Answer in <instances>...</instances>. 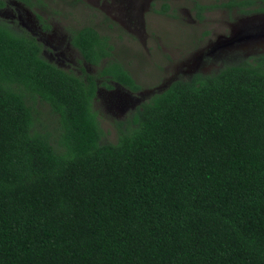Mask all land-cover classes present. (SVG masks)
<instances>
[{
	"label": "trees",
	"instance_id": "obj_1",
	"mask_svg": "<svg viewBox=\"0 0 264 264\" xmlns=\"http://www.w3.org/2000/svg\"><path fill=\"white\" fill-rule=\"evenodd\" d=\"M226 6L264 14V0ZM11 28L0 23V264H264V54L152 92L113 142L98 78L140 87L108 38L71 33L99 68L75 76Z\"/></svg>",
	"mask_w": 264,
	"mask_h": 264
},
{
	"label": "rangeland",
	"instance_id": "obj_2",
	"mask_svg": "<svg viewBox=\"0 0 264 264\" xmlns=\"http://www.w3.org/2000/svg\"><path fill=\"white\" fill-rule=\"evenodd\" d=\"M232 1L241 0H32L30 8L5 0L0 23L36 38L43 59L75 76L82 68L96 75L99 68L84 63L71 33L91 27L108 38L112 58L140 87L130 93L109 83L113 88L107 89L101 85L106 78H98L93 108L114 142L116 123L127 120L152 92L264 54V14L226 6ZM37 108L45 122L54 123L46 106Z\"/></svg>",
	"mask_w": 264,
	"mask_h": 264
},
{
	"label": "flooded vegetation",
	"instance_id": "obj_3",
	"mask_svg": "<svg viewBox=\"0 0 264 264\" xmlns=\"http://www.w3.org/2000/svg\"><path fill=\"white\" fill-rule=\"evenodd\" d=\"M89 67H92V66H89ZM85 69H86V68H85ZM86 71H87V69H86ZM140 100H141V99H140ZM140 100H137V102H136V103H139V101H140Z\"/></svg>",
	"mask_w": 264,
	"mask_h": 264
}]
</instances>
